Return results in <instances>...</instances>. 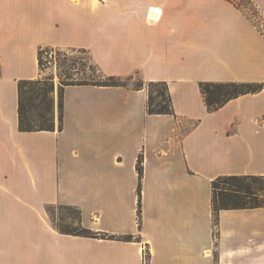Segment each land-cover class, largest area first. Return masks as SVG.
<instances>
[{"label": "crops", "instance_id": "0c3cea01", "mask_svg": "<svg viewBox=\"0 0 264 264\" xmlns=\"http://www.w3.org/2000/svg\"><path fill=\"white\" fill-rule=\"evenodd\" d=\"M264 25V0H251ZM80 49L104 76L65 85L59 128L18 129L39 50ZM165 81L172 114L147 112ZM264 83V32L228 0H0V264H264V206L212 216V181L264 175V87L208 111L199 82ZM142 155L140 196L136 162ZM138 202L141 205L137 217ZM120 238L62 233L48 206Z\"/></svg>", "mask_w": 264, "mask_h": 264}, {"label": "trees", "instance_id": "16d2710c", "mask_svg": "<svg viewBox=\"0 0 264 264\" xmlns=\"http://www.w3.org/2000/svg\"><path fill=\"white\" fill-rule=\"evenodd\" d=\"M235 6L241 7L240 4L233 0H228ZM85 51V50H81ZM41 50L38 52V62L41 68ZM93 72L100 73L96 67L91 68ZM103 76L102 80L90 78L88 81H67L61 79L58 88V118L59 128L62 121V89L65 85L72 84H91L99 86H124L125 79L116 76ZM69 78V76H67ZM143 82L140 81L135 85L136 89L142 88ZM148 99L147 112L151 114H172L173 108L171 97L165 81H150L146 83ZM264 87L261 82H215L201 81L199 88L204 103L208 111H213L221 107L228 100L237 97L240 94L254 93L260 91ZM53 83L49 79H23L17 84V113H18V129L20 131H38L53 130L54 128V98ZM156 101V107L153 103ZM136 170L139 178L137 187L140 196L141 177L143 172L142 155H139L136 162ZM222 179L225 187H219L217 181ZM212 216L214 224L217 223L218 213L221 209H238V208H255L264 206V175H224L219 176L212 181ZM72 208L77 213V225L74 230H70L68 226L55 225L59 231L66 234L83 235L88 237H104V238H120L123 240H132V235L114 236L97 233L86 228L80 223V212L74 206L62 205ZM141 205L138 202L137 215L140 218ZM148 264V254L145 255L144 263Z\"/></svg>", "mask_w": 264, "mask_h": 264}, {"label": "rangeland", "instance_id": "374dc122", "mask_svg": "<svg viewBox=\"0 0 264 264\" xmlns=\"http://www.w3.org/2000/svg\"><path fill=\"white\" fill-rule=\"evenodd\" d=\"M234 2L246 8L248 16L256 24H261V29L264 32V25L261 23V19L257 15L253 3L251 0H233ZM41 76L45 79H49L53 83V93L56 101V111L58 110V88L61 79L67 81H88L92 79L102 80L103 76L97 67L90 61L89 54L86 51L80 49H58L45 47L41 49ZM100 72L95 73L92 71V67ZM69 76V78H67ZM125 79V84H132L135 86L141 80L136 77L134 79ZM153 103V107H156V101ZM55 108V106H54ZM55 124V123H54ZM219 187H225V183L222 179L217 181ZM138 208V207H137ZM47 212L49 213L54 225L68 226L70 230H74L77 225V213L72 208H67L62 205L48 206ZM138 217V215H137ZM145 258V257H144Z\"/></svg>", "mask_w": 264, "mask_h": 264}]
</instances>
